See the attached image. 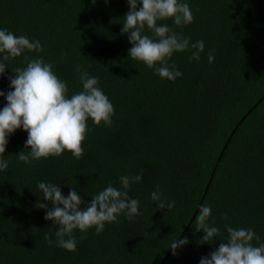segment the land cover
I'll return each instance as SVG.
<instances>
[{
	"label": "trees",
	"instance_id": "trees-1",
	"mask_svg": "<svg viewBox=\"0 0 264 264\" xmlns=\"http://www.w3.org/2000/svg\"><path fill=\"white\" fill-rule=\"evenodd\" d=\"M188 3L191 24L160 23L204 40L205 50L199 61L174 53L170 63L183 75L172 82L127 57L131 45L121 33L127 0H0V27L40 40L43 52L29 57L53 62L69 96L81 89L74 66L82 63L115 109L110 127L88 121L79 160L65 152L26 166L16 154L27 132L10 136L9 168L0 173V264H199L221 243L197 244L201 205L211 206L222 238L227 214L232 227H251L264 241V0ZM25 64L23 57L10 62L0 90H9L8 77ZM5 104L0 97V108ZM141 169L142 181L129 190L140 200V215L131 221L121 215L82 241L77 232L75 252L48 246L44 234L54 238L58 226L36 207L39 201L51 208L37 181L61 184L65 196L75 188L84 207L94 193L109 183L119 187L121 175ZM157 185L173 208L156 209L150 193ZM185 236L189 243L173 255L169 242Z\"/></svg>",
	"mask_w": 264,
	"mask_h": 264
},
{
	"label": "clouds",
	"instance_id": "clouds-1",
	"mask_svg": "<svg viewBox=\"0 0 264 264\" xmlns=\"http://www.w3.org/2000/svg\"><path fill=\"white\" fill-rule=\"evenodd\" d=\"M93 4L96 0H92ZM108 0H105L107 3ZM128 12L123 16L121 33L126 34L131 47L127 57L142 63L163 80L175 82L183 73L171 58L174 53L190 52V61H199L205 50V41H192L174 30L167 23L171 19L175 28H183L194 20L188 0H127ZM139 5V7H138ZM149 31L151 35L145 34ZM43 45L38 39L27 35H16L7 28L0 27V77L6 72L10 62L18 57L26 61L24 67L12 71L8 77L9 90H0L6 104L0 108V173L9 168L5 151L10 136L17 130L27 132L24 150L16 154L19 161L29 166L33 161L57 157L69 152L79 160L90 131L88 121L94 126L110 127L113 124L114 106L100 86V78L89 72L82 63L74 66L81 89L69 96L68 85L53 70V62L42 55L30 58L29 53H42ZM209 63L215 59L211 51L207 54ZM27 150V151H25ZM143 169L132 175H121L119 187L109 183L94 193L90 203L75 188H70L67 196L61 191V184L37 181L36 187L45 202H37L36 207L46 209L44 219L58 226L54 238L48 233L44 240L49 247L75 252L79 240H83L89 230L100 235L106 224L119 223L123 215L133 220L140 215V200L129 195L133 184L141 182ZM156 209H171L175 201L163 197L159 185L150 193ZM227 237H221V229L212 217L210 205H201L195 215L194 229L203 234L196 237L197 244L221 243L217 248L201 256L199 264H264V241L251 227H232L227 214L222 218ZM179 237V236H178ZM173 238L168 245L172 254L189 243L188 237ZM255 241V243H253Z\"/></svg>",
	"mask_w": 264,
	"mask_h": 264
}]
</instances>
